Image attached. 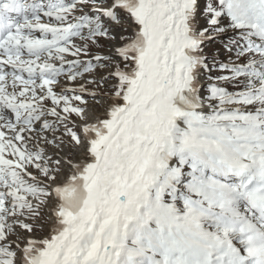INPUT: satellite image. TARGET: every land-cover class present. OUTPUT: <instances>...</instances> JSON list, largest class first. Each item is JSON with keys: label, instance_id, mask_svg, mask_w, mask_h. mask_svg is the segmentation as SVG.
I'll list each match as a JSON object with an SVG mask.
<instances>
[{"label": "snow or ice", "instance_id": "1", "mask_svg": "<svg viewBox=\"0 0 264 264\" xmlns=\"http://www.w3.org/2000/svg\"><path fill=\"white\" fill-rule=\"evenodd\" d=\"M0 264H264V0H0Z\"/></svg>", "mask_w": 264, "mask_h": 264}]
</instances>
